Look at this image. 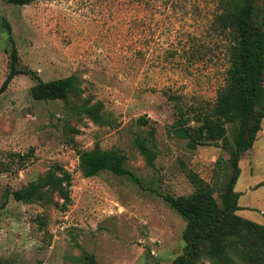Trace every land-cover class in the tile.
I'll list each match as a JSON object with an SVG mask.
<instances>
[{
    "label": "rangeland",
    "instance_id": "rangeland-1",
    "mask_svg": "<svg viewBox=\"0 0 264 264\" xmlns=\"http://www.w3.org/2000/svg\"><path fill=\"white\" fill-rule=\"evenodd\" d=\"M222 11L221 0H0V87L11 49L5 20L21 67L44 80L78 78L67 101L35 99L37 79L25 73L0 93V264H78L87 254L96 264H169L183 253L187 221L164 196L192 193L195 173L219 199L233 129L217 145L190 148L174 131L171 95L194 108L215 103L230 65V36L214 24ZM98 102L103 123L82 110ZM257 133L235 190L238 213L264 224V120ZM137 138L155 150L153 165ZM96 144L122 151L137 179L109 170L85 177L78 152ZM54 165L72 174L67 209L57 192L15 198Z\"/></svg>",
    "mask_w": 264,
    "mask_h": 264
},
{
    "label": "trees",
    "instance_id": "trees-1",
    "mask_svg": "<svg viewBox=\"0 0 264 264\" xmlns=\"http://www.w3.org/2000/svg\"><path fill=\"white\" fill-rule=\"evenodd\" d=\"M14 4H28L33 0H7ZM223 11L215 18V27L230 36L228 46L229 68L226 84L219 89L216 101L210 106L189 107L174 95L177 121L174 131L187 139L190 148L198 145H217L233 129V147L230 152V170L225 188L219 199L206 180L191 174L196 189L187 195L166 194L170 205L187 221L183 232L185 247L169 264H206L208 258L214 264H264V224L241 216L239 203L241 192L235 185L241 174V156L251 149L257 140L264 120V5L258 0H221ZM9 32V71L0 87L5 91L16 75L31 74L37 82L31 87L32 96L38 100L67 101L78 89L75 74L42 79L35 71L21 67L19 52L12 34L11 25L4 21ZM102 102L82 108L95 122L103 123L100 110ZM191 121L196 126L189 125ZM155 138V130H151ZM137 145L147 162L154 164L155 150L147 141L137 138ZM79 168L85 177L109 170L119 175L137 179L126 166V155L119 149L102 148L96 144L90 149L79 150ZM61 170L62 174L58 173ZM72 174L54 165L43 176L17 189L15 198L23 202L47 201L57 192L63 199L61 209L72 202L70 193ZM264 185V181L258 186ZM49 201V200H48ZM89 261L78 264H96L94 256L87 254Z\"/></svg>",
    "mask_w": 264,
    "mask_h": 264
}]
</instances>
